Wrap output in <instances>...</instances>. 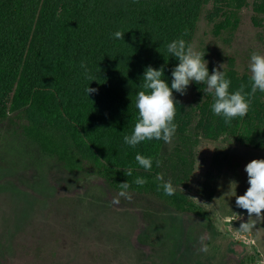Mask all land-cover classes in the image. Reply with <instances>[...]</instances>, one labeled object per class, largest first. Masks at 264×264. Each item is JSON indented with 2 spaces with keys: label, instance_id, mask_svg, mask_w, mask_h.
I'll use <instances>...</instances> for the list:
<instances>
[{
  "label": "trees",
  "instance_id": "obj_1",
  "mask_svg": "<svg viewBox=\"0 0 264 264\" xmlns=\"http://www.w3.org/2000/svg\"><path fill=\"white\" fill-rule=\"evenodd\" d=\"M248 0H0V126L11 135L5 148L15 159L37 169L57 164L69 173L100 177L116 194L128 182L131 197L156 201L178 214L211 220V214L178 187L166 196L158 180L163 175L166 144L146 140L132 148L123 137L137 122V93L148 66L164 68L171 87L178 61L167 44L183 38L193 44L201 15H208L215 33L239 27L241 9ZM264 45V0L253 6ZM223 17L224 21H215ZM234 19V21L232 20ZM124 32L123 40L114 38ZM185 31L187 35H184ZM81 62L87 65V78ZM218 65H208L209 74ZM231 80L230 91L241 84L250 91V72L240 73L230 63L220 69ZM89 86L98 91L87 96ZM206 85L192 82L193 101L173 91L178 102L175 135L188 143L187 128L196 121L209 140L231 138L238 144L264 151V93L259 90L244 118L232 125L211 111L213 97ZM184 144V145H186ZM153 157L150 171L135 160L136 154ZM6 157V156H4ZM5 159V158H3ZM161 161L157 167L155 161ZM10 161V160H9ZM130 176L126 175L128 169ZM137 177L147 183L138 186ZM85 224V231L89 228ZM93 227V226H92ZM231 264H257L247 253Z\"/></svg>",
  "mask_w": 264,
  "mask_h": 264
},
{
  "label": "rangeland",
  "instance_id": "obj_2",
  "mask_svg": "<svg viewBox=\"0 0 264 264\" xmlns=\"http://www.w3.org/2000/svg\"><path fill=\"white\" fill-rule=\"evenodd\" d=\"M256 1L241 9L232 35L215 33L207 18L213 6L206 7L193 44L208 65L233 62L246 73L251 54H264ZM183 97L192 103V83ZM6 131L0 126V264H231L250 252L264 264V220L249 219L236 205L250 186L246 165L264 159V151L227 137L209 140L196 121L187 128V144L177 135L166 144L163 178L207 210L212 219L205 220L120 197L100 177L57 164L37 169L6 151Z\"/></svg>",
  "mask_w": 264,
  "mask_h": 264
},
{
  "label": "clouds",
  "instance_id": "obj_3",
  "mask_svg": "<svg viewBox=\"0 0 264 264\" xmlns=\"http://www.w3.org/2000/svg\"><path fill=\"white\" fill-rule=\"evenodd\" d=\"M184 35H187L186 31ZM123 37L124 32L122 31L114 33L115 39L123 40ZM166 47L170 56L178 61L172 70L171 87L163 78V67L159 70L152 66L146 68L142 78L143 90L137 93L135 102V107L138 110L137 122L132 133L123 137L124 143L132 148L143 141L152 139L163 140L167 144L172 143L178 127L175 123L178 102L173 91L185 95L192 82L206 85L205 93L211 94L213 97L211 111L214 115L222 117L225 124L229 126L232 125L234 119L244 118L248 114L258 90L264 93V54L262 53L253 52L250 57L248 65L250 91L245 90V84H241L235 91H230L232 82L226 77V73L220 70L224 68V64L213 68L212 73L209 74L208 61L204 59L205 54L198 51L194 44L187 42L182 37L171 41ZM80 67L85 70L90 82L95 80L87 75L88 69L85 63L81 62ZM97 91L89 86L85 89L88 97ZM135 160L146 171L151 170L153 157H145L138 153ZM155 163L157 167L161 166L160 160L157 159ZM245 171L250 186L243 195L236 197V205L247 211L249 219L255 216L257 220H264V159H253L246 165ZM131 174L130 168L126 175L130 176ZM157 179L164 180L162 175H158ZM134 183L143 186L147 181L142 177H137ZM119 187L121 189L119 196L131 200V194L128 191L131 187L130 184L123 182L119 184ZM160 187L166 196H172L176 191L170 179L163 182ZM113 202L118 204L119 199L114 198ZM241 227L247 228L248 223H243Z\"/></svg>",
  "mask_w": 264,
  "mask_h": 264
}]
</instances>
